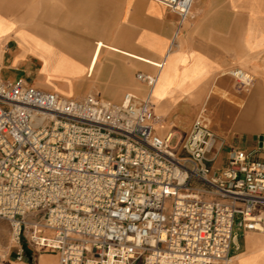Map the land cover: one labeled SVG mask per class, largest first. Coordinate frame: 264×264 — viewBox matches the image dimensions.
Here are the masks:
<instances>
[{
  "label": "built area",
  "instance_id": "2783aa9c",
  "mask_svg": "<svg viewBox=\"0 0 264 264\" xmlns=\"http://www.w3.org/2000/svg\"><path fill=\"white\" fill-rule=\"evenodd\" d=\"M192 2H173V45ZM157 77L139 71L145 93L114 102L0 74V220L17 260L39 249L59 264H236L235 229L264 235V160L231 147L217 166L224 143L203 116L176 141L160 135Z\"/></svg>",
  "mask_w": 264,
  "mask_h": 264
},
{
  "label": "crops",
  "instance_id": "0c3cea01",
  "mask_svg": "<svg viewBox=\"0 0 264 264\" xmlns=\"http://www.w3.org/2000/svg\"><path fill=\"white\" fill-rule=\"evenodd\" d=\"M126 1L116 0L122 6L123 17L125 16ZM203 5V12L200 15H192L181 25L178 38L184 39L189 52L194 50L207 58L206 68L208 72L200 82L199 87L216 84L217 90L213 92L209 111L220 118L222 122V126L216 123L211 128L219 137L224 139L221 152L225 149L229 151L231 147H238L255 151L257 157L264 160V0L254 2L249 0H203ZM252 5L254 6L253 9L250 7ZM215 7L216 10H214ZM169 16L165 19H157L145 14V12L136 13L134 8H131L126 19L137 22L136 25L140 26V29L137 31L134 27L122 29L121 32L126 40H116L112 44L150 55L159 60V55L153 54L140 44L138 38L144 29L168 38ZM191 18L192 21L189 23ZM171 20L174 18L171 17ZM187 22L189 24H186ZM178 27L179 16L176 21L175 32ZM103 53L93 72L94 78L88 80L85 85L81 84L74 97L69 98H79L93 89L97 91L95 94L105 99L120 102L123 95L129 91L127 89L134 88L136 68L134 62L111 50ZM28 56L30 54H24L22 51L10 53V55L4 53L2 61H0L1 76L8 80H15L19 77H25L28 80V73L33 67V62L27 58ZM90 60L91 58L85 60L87 66ZM238 66H243L251 71L250 73L253 74L255 80L252 87L238 86L235 79L227 72L229 69ZM158 69L160 68L155 65L152 71L138 70L136 74L139 71L157 73L156 70ZM7 71L15 72L14 76L5 77ZM224 71L227 73L223 74ZM136 82L141 86V89L131 92L145 93V86L139 83L137 79ZM32 84L45 90L54 91L41 87L39 81ZM190 122L191 115L184 125L189 126ZM164 129L162 128L163 131ZM163 131L158 129V132ZM188 132H179V137L185 136ZM253 233L251 235L245 233L243 243H240L238 239L241 246L238 253L248 249V237H260L259 233ZM56 256L58 255H44L40 259V264L42 260L47 262L51 260V257ZM12 264H32V262L23 259L14 261Z\"/></svg>",
  "mask_w": 264,
  "mask_h": 264
},
{
  "label": "bare ground",
  "instance_id": "6f19581e",
  "mask_svg": "<svg viewBox=\"0 0 264 264\" xmlns=\"http://www.w3.org/2000/svg\"><path fill=\"white\" fill-rule=\"evenodd\" d=\"M173 2L174 0H127L125 19L131 8H134L136 13L145 12L157 19H165L172 15L168 13V10H171L169 7H172L171 11L176 13ZM17 3L20 7L15 8L14 5H5L0 2V61L5 52V47L1 43L8 39L16 41L24 54L33 55L41 61L42 67L39 72L41 87L52 89L67 97H74L82 82H87L93 75L104 50L109 49L124 58L131 59L134 64L136 61L144 63L147 71L154 70L156 64L163 62L162 67L156 70L158 77L153 88L154 100L159 107L158 117L167 106H178L182 111L180 123L184 125L200 104L203 103L204 112L209 111L213 92L217 90L216 84L207 86L205 96L203 93H196L200 82L208 72L207 58L197 51L189 52L186 42L181 37L173 45L172 40L163 35L148 29L142 31L138 42L153 54L159 55V60L103 39H97L91 60L86 67L67 52V40L53 39L55 31L60 30L59 25L54 23L58 15L54 0H17ZM203 7V0H193L192 15H200ZM250 7L253 9L254 6ZM18 14H21L22 18H32L35 22L34 26L26 22L20 24L18 20L9 16ZM35 28H38L42 35L33 30ZM246 72L250 78L254 79L252 73ZM226 73V71L223 72V74ZM241 86L247 87V85ZM133 87L136 91L141 89L138 84H134ZM207 120L210 127L216 123L222 126L220 118L214 116L211 111L207 113ZM164 126L163 123H156L160 131H163ZM259 236L261 239L248 237V249L233 257L236 264H264V240L262 234ZM41 264H56V257H51V260L47 262L42 260Z\"/></svg>",
  "mask_w": 264,
  "mask_h": 264
},
{
  "label": "rangeland",
  "instance_id": "374dc122",
  "mask_svg": "<svg viewBox=\"0 0 264 264\" xmlns=\"http://www.w3.org/2000/svg\"><path fill=\"white\" fill-rule=\"evenodd\" d=\"M0 2L4 3L5 5H14L15 8L20 7V4L18 5L17 0H0ZM54 6L58 13V15L55 17L54 23L59 25L60 30L55 31V33L53 34V39L59 41L63 39L67 40V52L74 56L76 59L80 60V62H82V64L85 66H87L85 60H89L91 58L97 39H103L109 43H114L116 40L125 41L126 37H124V34H122V29H125L126 27H134L136 31L140 29V26L136 25L137 22L125 19V16L123 17L122 6H120V4L116 2V0H54ZM216 9L217 8L215 7L214 10ZM168 13H172L171 17L174 18V20H171V17H168V19H170V22L168 23V26H170V30L167 36L169 39H172L175 32L176 21L178 20V15L177 13H174L171 10H168ZM9 16L18 20L20 24L22 22H26L32 26H34L35 24L32 18H22L21 14H18L17 16ZM191 21L192 18L189 20V23ZM189 23L187 22L186 24ZM33 30L37 31L38 34L42 35L38 28H35ZM1 44L5 47L4 53H6L7 55H10V53L14 54L21 51L17 42L12 39L5 40ZM107 51L109 50L105 49L103 54H105ZM27 58L33 62V67L28 73V80L32 83H35V81H40L39 72L42 67L41 61L39 60V58L33 55H30ZM135 66L136 68L134 73V84H137L135 74L138 70L146 71V66L144 65V63L139 61H136ZM237 68L251 72L249 69L243 66L233 67L227 72L229 73L230 71L235 70ZM14 74L15 72L13 71H7L5 73V77H10L12 75L14 76ZM232 77L237 82V85L241 86L239 84V81L234 76ZM92 78H94V75L88 80H92ZM254 81L251 83V85H248V87H252ZM86 83L87 82H82V85H85ZM207 88V86L202 85L198 87L196 93H203L205 96ZM127 90L135 91L134 88H128ZM90 93H97V91L91 89L79 98H83ZM158 108V104H156V114ZM203 110L204 107L202 103L200 104V107H198V109H196L195 112L191 114L190 125L185 126L180 123V116L182 115L181 109L178 106H167L160 113V118L157 119V122L165 124L164 131L158 133L162 136L167 135L169 132L176 133V141L180 136L179 132L191 130L195 119L200 116H203L207 119V112H204ZM174 124H176V126H174ZM220 140L221 142H223L224 139L220 137ZM227 152L228 149H225L223 152H220L216 160L217 166H222L226 162ZM235 232L238 234V239L240 243H243L245 234L243 233V230L237 227L235 229ZM248 234L254 233L246 232V235ZM262 236L264 240V235ZM16 252L17 244L12 239L11 225L7 220L2 219L0 220V264H12V262L17 261ZM232 252L235 256L236 254H238L239 251L235 252V249L233 248ZM48 254L56 255V253L54 252L43 251L39 249H27L26 256L24 259L30 260L32 264H40L41 257ZM56 264H59L58 256H56Z\"/></svg>",
  "mask_w": 264,
  "mask_h": 264
}]
</instances>
